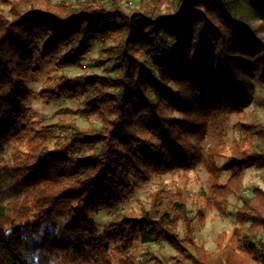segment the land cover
<instances>
[{
	"label": "trees",
	"instance_id": "1",
	"mask_svg": "<svg viewBox=\"0 0 264 264\" xmlns=\"http://www.w3.org/2000/svg\"><path fill=\"white\" fill-rule=\"evenodd\" d=\"M245 3L264 20V0H141L129 9L123 0H0V264H139L137 245L159 242L175 250L173 264H264V187L244 195L246 171L264 170V150L248 135L232 147L226 139L252 103L246 57L264 52L240 17ZM96 44L102 74L63 75L39 92L45 102L83 96L81 107L31 127L26 85L39 60L82 69ZM79 118L99 126L81 128ZM259 124L243 131L263 135ZM9 142L12 164L2 159ZM200 165L210 178L192 198L195 217L189 188L161 182L138 216L98 226V213L135 193V179ZM233 197L242 201L234 231L219 234L214 250L199 245L207 212L225 216ZM147 262L166 264L154 254Z\"/></svg>",
	"mask_w": 264,
	"mask_h": 264
},
{
	"label": "rangeland",
	"instance_id": "2",
	"mask_svg": "<svg viewBox=\"0 0 264 264\" xmlns=\"http://www.w3.org/2000/svg\"><path fill=\"white\" fill-rule=\"evenodd\" d=\"M105 2L106 0H100ZM54 4H60L62 2L74 3L75 0H52ZM141 0H123V6L125 9L137 8L140 5ZM30 7V6H29ZM3 12L9 18L11 17V7L5 5L2 7ZM29 9V8H28ZM240 17L248 22V24L255 31L256 36L264 41V20L260 19L254 12L252 7L245 3L241 9ZM100 56L99 45L96 44L92 48V58L97 60ZM247 71L245 80L247 88L252 94V103L245 108L244 112L233 116L227 129V141L229 147L233 146L235 141H239L242 137L248 135L252 145L257 146L264 150V134L261 135L254 130H250L249 134L243 131L242 123L244 125L249 124H262L264 130V52L252 53L249 57H246ZM41 67V73L33 75L30 82L26 85V90L31 94L28 108L30 114L33 117L31 127L40 129L47 125L56 123L59 120L57 112L63 108L77 109L80 108L83 101V96H80L76 100L60 99L54 102H45L39 96V92L46 85V83L52 79L58 80L61 76L66 75L70 78L81 74H102L103 69L99 67L97 61L92 62V65L86 64L82 69H58L48 61L39 60ZM78 126L81 128H89L93 126H99L94 119L79 118ZM24 123H27L24 122ZM259 124V125H260ZM2 159L3 163L12 164L13 154L15 153V147L12 142L4 143L2 145ZM226 161L224 159L219 160V165H223ZM264 170L256 167H251L246 171L245 176V193L249 196L254 187H264L263 173ZM229 175L225 176L227 179ZM210 173L205 166H198V168L190 172L188 175H182L181 173H168L162 175H156L150 182H141L139 179H135L136 190L130 199L117 208L114 211L100 212L96 216V222L98 226L103 229L107 222L116 217L122 215L138 216L142 209H148L151 203V198L157 189V186L164 182L169 189H174L178 184H184L189 188L190 197V209H192V216L195 217L196 210L193 207V200L198 193L202 190H208V181ZM242 205V201L239 198H231L228 213L221 217L214 211H208L206 214V221L203 228L198 229L196 233V239L199 245L206 247L209 250L215 249V241L219 234L226 232L232 233L236 228V212ZM67 218L64 211L60 212L56 217L58 224H63ZM181 237L185 236V228L180 229ZM160 257L166 264H173V256L175 250L166 242H159L151 245H140L136 247L137 262L139 264H150L147 262L148 258L152 255Z\"/></svg>",
	"mask_w": 264,
	"mask_h": 264
}]
</instances>
